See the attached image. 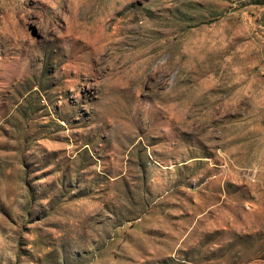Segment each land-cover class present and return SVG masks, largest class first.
<instances>
[{
  "label": "rangeland",
  "instance_id": "1",
  "mask_svg": "<svg viewBox=\"0 0 264 264\" xmlns=\"http://www.w3.org/2000/svg\"><path fill=\"white\" fill-rule=\"evenodd\" d=\"M0 264H264V0H0Z\"/></svg>",
  "mask_w": 264,
  "mask_h": 264
}]
</instances>
